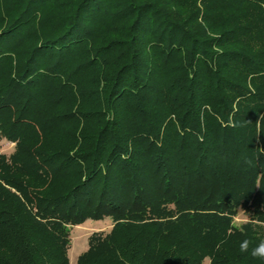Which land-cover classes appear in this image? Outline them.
Masks as SVG:
<instances>
[{
	"label": "trees",
	"instance_id": "trees-1",
	"mask_svg": "<svg viewBox=\"0 0 264 264\" xmlns=\"http://www.w3.org/2000/svg\"><path fill=\"white\" fill-rule=\"evenodd\" d=\"M3 139L0 264H264V0H0Z\"/></svg>",
	"mask_w": 264,
	"mask_h": 264
},
{
	"label": "rangeland",
	"instance_id": "rangeland-1",
	"mask_svg": "<svg viewBox=\"0 0 264 264\" xmlns=\"http://www.w3.org/2000/svg\"><path fill=\"white\" fill-rule=\"evenodd\" d=\"M14 150V143L6 140L0 141V153L6 156L10 155ZM112 222L110 218H104L99 221L86 220L78 226L68 227L69 232V264H75L77 257L87 250L88 237L95 232L106 234L110 231ZM203 264H208L204 260Z\"/></svg>",
	"mask_w": 264,
	"mask_h": 264
},
{
	"label": "clouds",
	"instance_id": "clouds-1",
	"mask_svg": "<svg viewBox=\"0 0 264 264\" xmlns=\"http://www.w3.org/2000/svg\"><path fill=\"white\" fill-rule=\"evenodd\" d=\"M217 52L220 51L219 48L216 49ZM254 91V89H252ZM233 110L236 111V105L233 104ZM231 119L229 123H231ZM223 123V121H221ZM259 129V124H258ZM232 227L236 231L243 232L246 225H255L259 227H264V221L257 219L256 217L250 216L244 210H239L235 215L231 217ZM239 252L242 254H248L251 257L264 261V239H261L258 243L253 246V241L250 239H243L239 243Z\"/></svg>",
	"mask_w": 264,
	"mask_h": 264
}]
</instances>
